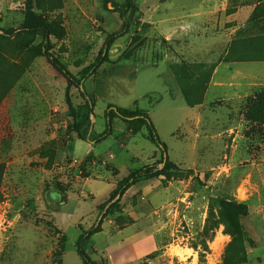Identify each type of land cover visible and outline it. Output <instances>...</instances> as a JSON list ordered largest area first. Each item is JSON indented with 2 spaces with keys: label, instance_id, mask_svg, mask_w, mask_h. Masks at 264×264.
Segmentation results:
<instances>
[{
  "label": "rangeland",
  "instance_id": "374dc122",
  "mask_svg": "<svg viewBox=\"0 0 264 264\" xmlns=\"http://www.w3.org/2000/svg\"><path fill=\"white\" fill-rule=\"evenodd\" d=\"M137 2L130 31L85 82L89 103L36 55L48 45L42 32L23 29L38 18L51 23L50 51L79 76L121 25L113 4L0 0V33L17 31L0 39V264H58L63 245L79 239L76 220L87 228L94 214L122 209L119 197L108 201L115 182L131 169L164 166L136 121L114 119L105 140H86L104 131L111 104L148 113L175 165L166 174L182 198L174 199L178 220L163 236L170 264L192 254L195 264L224 261L233 239L226 201L249 208L239 216L248 253L241 264H264V106L249 115L264 97V61H224L236 38L264 34V0ZM185 93L198 103L190 106Z\"/></svg>",
  "mask_w": 264,
  "mask_h": 264
},
{
  "label": "trees",
  "instance_id": "16d2710c",
  "mask_svg": "<svg viewBox=\"0 0 264 264\" xmlns=\"http://www.w3.org/2000/svg\"><path fill=\"white\" fill-rule=\"evenodd\" d=\"M106 5L112 3L114 6V10L119 14V18L121 20V25L116 30L108 33L105 38L104 45L100 50V53L95 58V60L85 67L81 72L80 75H75L67 65L56 57L50 51L51 39L50 35L53 31L54 26L51 23H48L45 20L40 18L36 19L37 21L32 25L23 29V31L27 30H35L41 31L45 41H47L48 45H39L36 48V55L38 56H45L48 61L55 67V69L67 80L68 85L70 87H76L79 89L80 93L86 100L90 102L89 94L85 89V82L95 75L98 69L109 60V51L111 46L115 43L116 40L125 36L130 31L131 27L133 26L132 20L129 18L130 11H137L139 9V5L137 0H124L123 2H119L118 0H102ZM41 6V4H40ZM17 33L16 30H3L0 33V39L11 38L15 36ZM224 61L226 62H239V61H264V34L260 35H249V36H241L236 38L230 48L229 51L226 53L224 57ZM172 70L177 72L176 64L172 65ZM185 98L187 103L190 106H194L198 102L191 99V96L185 93ZM262 99H254V103L251 105L250 116L253 114H258L262 109L261 107L264 106V97ZM263 100V101H262ZM264 108V107H263ZM105 116L107 119L106 128L104 131L93 138L86 137L88 141H94L96 143H100L105 140L109 135L112 133V121L114 119H121L124 122H139L142 127L146 126L150 139L157 145L158 149L162 154L161 163H163V167L160 168L158 163H150L144 165L141 168L131 169L128 175L125 178H122L117 181L115 189L111 192L110 198L108 201H111L117 197L118 200L124 196L127 190L138 183L139 181L143 180H150L159 178L160 176L164 175L165 179L164 182L167 183L171 180V176L166 174L167 171L170 169H174L175 165L169 160H165V153L168 152L166 144L161 140L158 131L151 119V116L146 112L130 110L126 108H122L111 104L107 110L105 111ZM249 116V117H250ZM251 118V117H250ZM252 119V118H251ZM253 120V119H252ZM81 132V128L78 129ZM5 170V163H0V185L3 178ZM59 192L63 193V197L61 202L65 203L68 202V197L66 195V190L60 187ZM4 193L0 188V201L4 199ZM108 201L100 205V209L108 204ZM223 206L229 208L233 212V217L231 221L226 226V233L232 236V242L229 244L226 252V258L220 264H241L247 262L248 260V253L245 247L246 243V232L244 230L243 225L239 220V216L247 215L249 208L246 203H239L236 201H226L223 203ZM108 212V211H107ZM109 213H105L102 216V219L97 223L96 226L91 227L89 230L84 232L76 243V250L80 257L82 258L84 264H106L103 262H98L94 260L86 251L87 243L90 241V238L93 234L101 230V225L103 219ZM66 249V243L61 248V254Z\"/></svg>",
  "mask_w": 264,
  "mask_h": 264
},
{
  "label": "crops",
  "instance_id": "0c3cea01",
  "mask_svg": "<svg viewBox=\"0 0 264 264\" xmlns=\"http://www.w3.org/2000/svg\"><path fill=\"white\" fill-rule=\"evenodd\" d=\"M222 64L224 61L216 66L214 73ZM115 187L116 182L112 191ZM181 194L182 189L174 181L165 183L161 177L139 181L121 198L122 209L103 219L101 230L91 236L86 251L94 260L106 264H170V246L163 236L178 220V210L174 207L178 203L174 199L182 198ZM101 218L98 213L94 214L87 228L80 225L81 219L76 220L74 225L80 231L78 238ZM59 228L67 236L60 225ZM76 243L71 248L66 246L58 264H84ZM194 261L195 254L189 255L186 261L179 259L182 264H195Z\"/></svg>",
  "mask_w": 264,
  "mask_h": 264
},
{
  "label": "water",
  "instance_id": "95a60500",
  "mask_svg": "<svg viewBox=\"0 0 264 264\" xmlns=\"http://www.w3.org/2000/svg\"><path fill=\"white\" fill-rule=\"evenodd\" d=\"M164 157H165V160H164V162H165L167 160V158H168V152L165 153Z\"/></svg>",
  "mask_w": 264,
  "mask_h": 264
}]
</instances>
